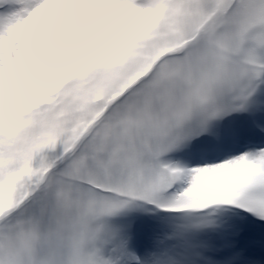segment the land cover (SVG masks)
<instances>
[{
  "label": "snow or ice",
  "instance_id": "6c2138e0",
  "mask_svg": "<svg viewBox=\"0 0 264 264\" xmlns=\"http://www.w3.org/2000/svg\"><path fill=\"white\" fill-rule=\"evenodd\" d=\"M0 264H264V0H0Z\"/></svg>",
  "mask_w": 264,
  "mask_h": 264
}]
</instances>
